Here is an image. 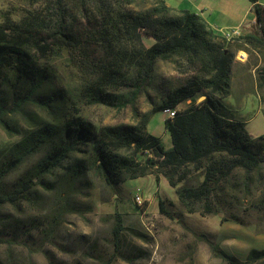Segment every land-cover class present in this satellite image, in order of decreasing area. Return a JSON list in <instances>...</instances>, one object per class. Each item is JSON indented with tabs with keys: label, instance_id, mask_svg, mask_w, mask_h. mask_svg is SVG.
Segmentation results:
<instances>
[{
	"label": "trees",
	"instance_id": "trees-1",
	"mask_svg": "<svg viewBox=\"0 0 264 264\" xmlns=\"http://www.w3.org/2000/svg\"><path fill=\"white\" fill-rule=\"evenodd\" d=\"M251 2L260 34L238 38L264 46V5ZM40 3L18 17L10 9L0 15V127L9 136H19L0 156V207L10 204L18 210L20 199L34 184H43L55 168H63L60 180L72 184L85 164L68 160L82 141L92 144L90 165L108 184L144 177L155 167V180L158 173L166 177L187 212L216 214L232 190L250 193L263 168L264 134L251 136L245 121L222 111V100L229 95L234 52L199 13L176 11L165 0H153L142 10L131 8L124 0ZM64 53L82 72L75 91L88 104L118 107L133 104L151 83L157 60L172 62L185 76L168 90L160 109L175 108V115L165 120L171 147L164 148L157 136L144 133L136 124L94 127L78 116L59 118L62 88L55 85L51 60ZM118 86L132 89L126 101L120 102L109 91ZM200 92L205 98L196 102ZM185 100L191 104L178 110ZM36 110L43 111L46 118ZM47 144L49 149L31 170L13 189L6 190L5 178ZM145 152L148 156L140 160L139 154ZM195 172L202 176L198 183L178 186ZM260 202L264 203V191ZM13 218L3 226L4 232L13 229L15 240H6L9 245L17 242L21 228L20 218ZM233 219L239 221L237 216ZM124 228L116 212L114 240ZM202 236L211 254L227 264H250L264 258V248L251 249L241 261Z\"/></svg>",
	"mask_w": 264,
	"mask_h": 264
},
{
	"label": "rangeland",
	"instance_id": "rangeland-1",
	"mask_svg": "<svg viewBox=\"0 0 264 264\" xmlns=\"http://www.w3.org/2000/svg\"><path fill=\"white\" fill-rule=\"evenodd\" d=\"M40 1L0 0V15L3 10L10 9L13 16L18 17L26 9L41 6ZM257 1L264 5V0ZM124 2L142 10L153 0ZM165 2L178 3L179 7L195 11L212 10L220 19L214 26L222 31L239 27L241 34H260L251 0ZM225 12L229 16L221 15ZM238 39L227 45L234 55L239 46L245 49L251 66L243 71L250 69V72H246L243 81H238L233 77L237 70L231 67L229 95L222 100V111L230 118L245 121L248 133L258 136L264 134V46L258 42L246 43L243 37ZM51 62L55 85L62 88L59 118L78 116L94 127L136 124L144 133L157 136L164 148L171 147L170 135L165 128L163 112L166 111L160 109L168 90L180 84L185 76L172 62L157 60L151 83L143 87L133 104L126 103L121 107L88 104L74 89L81 81L82 72L66 53ZM109 91L122 102L130 97L132 89L118 86ZM204 98L205 94L200 92L196 102ZM190 104L191 100H185L176 108L184 110ZM36 112L43 120L46 118L43 111ZM18 124L25 129L28 126L22 121ZM18 138L7 135L0 127V156ZM48 149L49 144L14 169L5 178L6 190L13 189ZM146 156L148 153H140L138 158L145 160ZM91 159L92 144L78 143L68 163L83 162L85 168L72 184L60 180L63 168H55L45 176L43 184H34L26 197L20 199L18 210L10 204L0 207V264H227L211 254L202 234L213 241L218 233L230 239L235 225L243 232H264V203L260 202L264 191V161L262 172L257 176L259 179L249 194L232 190L223 208L216 214H209L199 210L187 212L178 199L176 187L169 185L161 173H158V181L155 180V167L144 177L108 184L94 171ZM201 178L198 172L192 173L178 186L194 185ZM137 193L144 197L141 208L134 202ZM116 212L121 215L125 227L118 240H114L112 234ZM16 216L20 218L21 228L17 242L9 245L6 240H15L11 237L13 229L4 232L3 226Z\"/></svg>",
	"mask_w": 264,
	"mask_h": 264
},
{
	"label": "crops",
	"instance_id": "crops-1",
	"mask_svg": "<svg viewBox=\"0 0 264 264\" xmlns=\"http://www.w3.org/2000/svg\"><path fill=\"white\" fill-rule=\"evenodd\" d=\"M167 5H169L170 7H172L174 10L178 11L180 9H189L187 7L183 8V7H179L178 3H176V5H170L167 3ZM191 10V9H189ZM195 11V10H192ZM197 13H199V15L206 21V23L209 25V27L213 30V32L216 34V36L220 39V36L217 34L216 29L215 28V22H219L220 19H217V16L213 15V11H209L208 10H202V11H195ZM222 16H229V14L227 12L225 13H221ZM248 33H244L242 34V36H245ZM237 39V40H236ZM235 41H239L238 38L234 39ZM234 40L230 41L228 43V45L232 42H234ZM230 48V47H229ZM237 53L236 55H234V61L232 64V67H235V69L237 70L235 75L233 76L235 79H237L238 81H243L246 72L249 73L250 69L247 71H243L245 68H247L248 66H251V62H250V58L248 56V53L245 51V49L241 46H239L237 49ZM242 56V57H240ZM240 57V59H239ZM233 80V78H232ZM234 83V82H233ZM243 84V83H241ZM255 84V83H254ZM232 86L234 87V84H232ZM256 86V84H255ZM235 232H232L231 234V238L228 239V237H226L224 234H220L218 233L215 237V242H217L220 247L228 254L236 257L237 259L243 261L245 260L248 252L251 249H262L264 248V232H252V230H247L245 232H243V230H241L242 228H240L239 225H235ZM250 264H264V258H261L257 261H254Z\"/></svg>",
	"mask_w": 264,
	"mask_h": 264
},
{
	"label": "built area",
	"instance_id": "built-area-1",
	"mask_svg": "<svg viewBox=\"0 0 264 264\" xmlns=\"http://www.w3.org/2000/svg\"><path fill=\"white\" fill-rule=\"evenodd\" d=\"M218 35L223 41L230 42V37L235 36L236 33H241L240 28L236 27L230 31H222L217 29ZM240 59V57H239ZM166 115V118H172L175 115V108L166 107V112H163ZM135 204L141 208L144 204V197L142 193H137L134 195Z\"/></svg>",
	"mask_w": 264,
	"mask_h": 264
},
{
	"label": "bare ground",
	"instance_id": "bare-ground-1",
	"mask_svg": "<svg viewBox=\"0 0 264 264\" xmlns=\"http://www.w3.org/2000/svg\"><path fill=\"white\" fill-rule=\"evenodd\" d=\"M241 35H242L241 33H236L235 36L230 37V41L234 40L235 38H238ZM164 110L166 111V108H164Z\"/></svg>",
	"mask_w": 264,
	"mask_h": 264
}]
</instances>
